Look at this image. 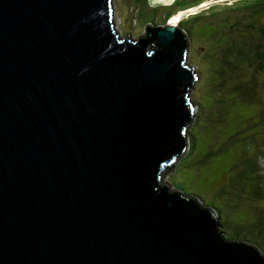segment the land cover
Masks as SVG:
<instances>
[{
    "label": "water",
    "instance_id": "obj_1",
    "mask_svg": "<svg viewBox=\"0 0 264 264\" xmlns=\"http://www.w3.org/2000/svg\"><path fill=\"white\" fill-rule=\"evenodd\" d=\"M114 1L0 0V264H264L163 188L196 114L189 40L122 37Z\"/></svg>",
    "mask_w": 264,
    "mask_h": 264
},
{
    "label": "rangeland",
    "instance_id": "obj_2",
    "mask_svg": "<svg viewBox=\"0 0 264 264\" xmlns=\"http://www.w3.org/2000/svg\"><path fill=\"white\" fill-rule=\"evenodd\" d=\"M149 1L115 0L117 31L137 40L149 25L164 27L183 15L178 27L191 31L185 32L187 62L199 78L188 97L196 105L197 117L187 131L196 145L189 154L192 136L188 133L187 152L163 173V188L170 193L178 189L219 208L217 223L225 226L224 237L250 241L262 250L264 218L256 210H264V177L259 179L264 176V72L258 64H243L245 59L238 52L248 47L247 36H258L264 28V11L256 12L264 8V0H236L231 6L227 0H173L170 6L155 8ZM243 154L259 158L255 187L237 174L241 166L236 169L235 165ZM219 195L223 198L217 199Z\"/></svg>",
    "mask_w": 264,
    "mask_h": 264
},
{
    "label": "trees",
    "instance_id": "obj_3",
    "mask_svg": "<svg viewBox=\"0 0 264 264\" xmlns=\"http://www.w3.org/2000/svg\"><path fill=\"white\" fill-rule=\"evenodd\" d=\"M177 1V0H176ZM260 4V3H259ZM258 10H256V12H258L259 10H263L264 11V8H257ZM168 17V16H167ZM166 17V18H167ZM251 27V26H250ZM186 33H191L190 29H188V32L187 30L185 31ZM259 32L258 33V36H247V40H248V47H246V49L244 50H241L239 51L238 53L245 59L244 60V63L243 64H247L249 66L253 65V64H257L259 65V69L264 72V28L263 29H259ZM257 35V34H256ZM257 46V47H256ZM253 48V55H249V49ZM253 57V58H252ZM236 91H238V88H235ZM197 116L194 115V119L196 118ZM189 134H191L192 136V139H191V142H189L191 144V149L189 150V154L192 153V145L195 146L196 145V140L195 138L193 137L192 135V132H188ZM188 139V138H187ZM220 151H218L217 153H219ZM210 154L212 155L213 153L212 152H209L208 155L210 156ZM259 154V153H258ZM244 157V159L242 160V158ZM258 156H256L257 158ZM241 158V163L238 162L236 165H235V168L238 169L239 167L238 166H241L240 168V172H238L237 174H241L240 176V179L242 180H245V182L247 184H249V187H255L256 185H254L253 183V180H258L257 178L254 177V174L257 173V171L259 172L260 170V167H259V164L257 162V160H259V158L257 160H254V159H250L249 157H246L244 154ZM178 162H176V165H177ZM174 167V166H173ZM245 167V169H244ZM243 168V169H242ZM171 169V168H170ZM169 169V170H170ZM242 170V171H241ZM261 172V171H260ZM264 173V171L262 172ZM259 174V173H258ZM257 174V175H258ZM260 175V174H259ZM258 175V177H259ZM261 177H264V176H260L259 179L260 181H262V178ZM236 179H239V177H236ZM258 186V185H257ZM177 191H179L178 189H176ZM258 191L260 193H263L262 190L259 188ZM180 192V191H179ZM182 193V192H181ZM184 194V193H183ZM187 198H190V197H187ZM221 199L223 198L222 195H219L217 196V199ZM193 199V198H192ZM195 200V199H194ZM196 202L198 203V205H204V207H200V209L202 210H208L210 211L214 216H216V214H218L216 217L217 218H220V209L215 207L214 205H207V203L205 201H203L202 199L199 201V200H196ZM256 211H258L259 213H261V218H264V210L261 211L259 209H257ZM263 223H264V219L262 220ZM219 225V228L216 232V235H220L219 236V239L225 243H231V244H245V245H248L250 246L252 243L250 241H247V240H230V239H227L226 237H224V234H223V231L225 230V226L222 225V223H218ZM218 227V226H217ZM220 229V230H219ZM251 247L255 248L256 250H258V252L264 257V247L263 249L261 250L260 248L256 247L255 245H251Z\"/></svg>",
    "mask_w": 264,
    "mask_h": 264
},
{
    "label": "bare ground",
    "instance_id": "obj_4",
    "mask_svg": "<svg viewBox=\"0 0 264 264\" xmlns=\"http://www.w3.org/2000/svg\"><path fill=\"white\" fill-rule=\"evenodd\" d=\"M182 18H183V15H177L170 23V25H174V26H178V24L182 21ZM183 31V30H182ZM185 33V31H183ZM186 34V33H185ZM138 40V39H137ZM199 79V78H198ZM193 106L195 107L196 109V105L193 103ZM191 127V126H190ZM186 135L188 136V131L186 132ZM188 138V137H187ZM188 140V139H187ZM218 221V218L216 219V222ZM217 230L219 228V225L217 223ZM220 230V229H219Z\"/></svg>",
    "mask_w": 264,
    "mask_h": 264
},
{
    "label": "clouds",
    "instance_id": "obj_5",
    "mask_svg": "<svg viewBox=\"0 0 264 264\" xmlns=\"http://www.w3.org/2000/svg\"><path fill=\"white\" fill-rule=\"evenodd\" d=\"M236 2V0H227V3L229 6H231L232 4H234ZM215 219H217V217L215 216Z\"/></svg>",
    "mask_w": 264,
    "mask_h": 264
}]
</instances>
